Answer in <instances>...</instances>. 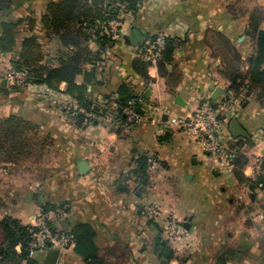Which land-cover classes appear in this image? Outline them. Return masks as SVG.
Here are the masks:
<instances>
[{
  "label": "crops",
  "instance_id": "1",
  "mask_svg": "<svg viewBox=\"0 0 264 264\" xmlns=\"http://www.w3.org/2000/svg\"><path fill=\"white\" fill-rule=\"evenodd\" d=\"M56 1L13 0L9 14L0 15V21L23 19L12 51L0 53V88L12 85L5 71L12 67L25 37L36 36L51 64L62 55L58 38L41 23L46 4ZM118 20L122 24L119 37L101 54L96 68L87 66L96 71L87 85L88 100L96 111L111 108L103 95L127 83L140 96L141 108L152 105L161 113L129 126L118 125L108 112L81 127L69 114V106L76 101L64 92V82L58 90L33 82L18 90L0 91V121L9 115L21 116L36 126L43 142L41 156L32 153L13 163L0 162V200H10L9 205L0 202V220L10 215L28 223L43 211L28 203V194L42 192L45 205L62 206L57 228L70 230L80 222L92 226L103 264H264V218L257 217L264 214V188L240 183L219 156L203 152L197 141L166 123L167 118L190 113L202 99L210 98L211 86L230 93L213 101L233 97L222 73L226 51L221 39L233 44L242 70H247V58L255 52L250 23L264 30V0H141L134 14L121 12ZM132 29L138 33L134 43L125 40ZM157 34L175 40L173 61L166 76L159 74L156 64L147 65L146 80L138 71L137 53ZM89 46L96 49L93 42ZM75 81L81 84L83 75ZM258 91V86L251 85L241 105L228 111L230 121L236 119L248 137L234 136L230 123L220 131L231 152L239 139L250 143L242 169L250 180L264 173V108L255 98ZM178 96L182 104L175 102ZM161 127L164 131L159 136ZM140 155L155 156L162 168L152 173L147 169L148 179L138 196L142 182L131 170ZM38 159L43 161L41 171L33 163ZM80 160L88 166L82 174L77 167ZM31 164V172L21 173L20 168ZM146 204H155L158 215L144 214ZM168 217L184 226L173 240L164 234ZM46 252H36L30 264H42ZM56 264L87 263L75 253L73 243L60 249Z\"/></svg>",
  "mask_w": 264,
  "mask_h": 264
},
{
  "label": "trees",
  "instance_id": "2",
  "mask_svg": "<svg viewBox=\"0 0 264 264\" xmlns=\"http://www.w3.org/2000/svg\"><path fill=\"white\" fill-rule=\"evenodd\" d=\"M141 0H58L46 4L45 13L41 16V23L49 29L59 40L64 49L62 55L57 58L56 64L46 61L41 45L36 36L25 37L19 51L12 60V67L17 70H25L27 79L23 85H11L7 88H0V91L7 93L8 89L18 90L29 83L39 82L48 89L58 90L60 83L66 84L64 92L72 96L76 104L85 110H92L97 115L105 116L110 112L113 121L118 125L128 124L127 115L123 108L132 103L137 108V113L142 114L140 96L134 94L131 86L122 83L111 93L104 94L102 99L105 104H111V108H102L98 111L89 102L86 89L92 82L96 71L87 68L88 65L97 67L101 61V54L110 46L113 41L104 26L109 20L118 19L121 12L134 14L137 11ZM13 0H0V15L9 14L12 9ZM22 18L16 20L0 21V53L12 51L15 46L16 33ZM32 23L31 20H28ZM251 34L255 40V52L247 58V70H242V60L239 52L226 39H221L224 56L223 75L229 81V90L233 96L244 91L246 97L251 92V85L259 87L255 98L259 105L264 108V30L260 29L255 22L250 23ZM155 36V35H154ZM153 37V36H152ZM93 42L96 49L90 48ZM142 46V45H141ZM175 40L166 37L165 48L162 58L157 62V69L160 75L168 74V65L172 64ZM140 57V56H139ZM138 71L144 79H148L145 72L149 62L142 57L136 59ZM83 75V82L77 84V75ZM174 81V78H172ZM171 84V83H170ZM69 114L78 126L86 123H93L95 119L88 120L84 114L73 110L69 106ZM118 130V129H117ZM36 133V126L30 121L18 115H9L0 121V162H16L33 153L30 144L29 133ZM250 143L239 139L232 148L230 163L236 179L242 183H248L251 188H264V173L256 180H250L243 174V167L247 163L245 151ZM148 156L140 155L133 160L131 174L135 176L138 183L147 176ZM264 172V160L262 162ZM55 204H46L42 210L54 209ZM62 207V206H61ZM28 223H22L19 219L5 215L0 220V264L6 262L12 264H30L31 257L28 256L31 238ZM74 243V251L87 264H103L98 255L95 244L96 233L92 226L86 222L75 224L70 230ZM19 247V251H16Z\"/></svg>",
  "mask_w": 264,
  "mask_h": 264
},
{
  "label": "built area",
  "instance_id": "3",
  "mask_svg": "<svg viewBox=\"0 0 264 264\" xmlns=\"http://www.w3.org/2000/svg\"><path fill=\"white\" fill-rule=\"evenodd\" d=\"M121 21L112 19L108 22V28L104 31L110 35L112 40H115L120 35ZM165 36L157 34L148 38L138 49V56L142 57L149 64H157L162 58V53L165 48ZM5 79L12 85H23L27 79L25 70H17L10 67L5 71ZM244 91L232 98L224 97L221 100L213 101L211 98L202 99L198 107L186 114L174 115L167 118L166 123L170 126H175L182 130L188 137L197 141L203 152L214 156H219L224 165L229 171L232 170L230 159L232 152L229 147L221 140V128L230 123L228 111L234 107H239L244 100ZM70 107L77 112L84 114L87 122L89 119H97V115L92 110H85L77 104ZM143 113H137V108H134L132 103H129L123 108V112L127 115L129 126L138 122L141 118H154L156 114L161 113V109L156 106H147L142 108ZM163 128L158 129V135L163 134ZM162 164L153 155L148 157V171L152 173L157 169H161ZM142 212L148 216L155 217L158 215V207L155 204H146L142 207ZM63 216L62 208H54L42 211L38 216H33L28 222L29 233L31 238L28 256H32L36 252H45L50 247L59 249L68 248L73 244V238L66 230L57 228L56 225L60 222ZM259 219L264 218V214H258ZM184 232V226L181 222L173 217L166 218L164 222V234L166 239L173 240ZM50 243V246L47 245Z\"/></svg>",
  "mask_w": 264,
  "mask_h": 264
},
{
  "label": "water",
  "instance_id": "4",
  "mask_svg": "<svg viewBox=\"0 0 264 264\" xmlns=\"http://www.w3.org/2000/svg\"><path fill=\"white\" fill-rule=\"evenodd\" d=\"M137 36H138V33L136 32V30L132 29L130 36H126L125 37V40H127V41L129 40V41H131V42L134 43V41H137ZM138 41H140L141 43L143 42L141 38ZM211 91H212V94H211V97L210 98L212 100L217 99L218 97H220L223 94L226 97H228L230 95L229 92H226L224 89H222L220 87H217V86H211ZM179 99H180V97L178 96L176 98L175 102L178 103V104H182V102H180ZM94 109L97 110V107H95ZM230 130H231V133L234 136H236V137H244V138H247L248 137L246 131L238 123V121L236 119H232L230 121ZM165 136H166V133H165ZM77 167H78L79 173H81V174L84 173L88 169L87 163L84 160H80L78 162V164H77ZM147 179H148V177L146 176L142 180V185H140L137 188L136 194L138 196H140L142 194L143 184L146 183ZM34 198H35L36 202L39 205H42V202H43V194L42 193H29L27 200L30 201V200H32ZM65 222H66V220H65ZM47 245L50 246V243L47 242ZM59 254H60V249L59 248L50 247L47 250V252H46V254L44 256V259H43V263L42 264H56L57 263V260L59 258Z\"/></svg>",
  "mask_w": 264,
  "mask_h": 264
},
{
  "label": "rangeland",
  "instance_id": "5",
  "mask_svg": "<svg viewBox=\"0 0 264 264\" xmlns=\"http://www.w3.org/2000/svg\"><path fill=\"white\" fill-rule=\"evenodd\" d=\"M29 137H30V139H31V141H30V144L32 145V148H33V154H35L36 155V157L38 156V155H40L41 156V154H42V152H41V150L40 149H42V141H41V139H40V137L37 135V133H34V132H31V133H29V135H28ZM42 160H36V161H34L33 163H35V168H36V170H39V171H41V165H42ZM33 168V164H31V167L29 168L28 167V165H25V167H23V168H20L22 171H21V173L22 172H24V174H27L26 173V171H32L31 169ZM20 173V174H21ZM23 174V175H24ZM34 193H42V192H34ZM43 194V193H42ZM0 202H2V204H4V203H7L8 205L10 204V200H3V199H1L0 200ZM22 203V202H21ZM28 203H32V204H36L37 206H39V207H41V208H43V206L45 205V197L43 196V202H42V205H39L37 202H36V200H35V198L34 199H32V200H30V201H28ZM57 208H61V206H59V205H57ZM42 213V211H39L38 213H37V215H35V216H38L39 214H41ZM261 213H263V212H261ZM260 214V213H259ZM257 217H258V215H257Z\"/></svg>",
  "mask_w": 264,
  "mask_h": 264
}]
</instances>
